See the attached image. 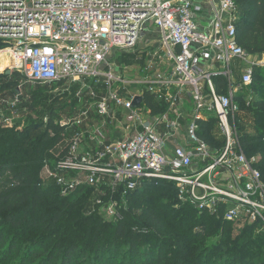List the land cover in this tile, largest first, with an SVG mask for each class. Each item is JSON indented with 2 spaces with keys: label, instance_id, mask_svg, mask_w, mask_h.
Instances as JSON below:
<instances>
[{
  "label": "built area",
  "instance_id": "obj_1",
  "mask_svg": "<svg viewBox=\"0 0 264 264\" xmlns=\"http://www.w3.org/2000/svg\"><path fill=\"white\" fill-rule=\"evenodd\" d=\"M237 19L233 0H0L2 52L15 70L31 82L55 84L58 94H69L76 85L78 103L93 90L89 81L101 83L104 93L95 101V114L113 119L122 109L131 124L122 138L100 141L92 153L80 151L85 133H75L44 161L41 175L62 195L91 188L94 211L108 220L127 210L126 197L141 181H172L181 203L211 212L223 206L224 221L251 225L264 239V181L253 166L256 157L247 158L240 147L231 91L232 61L250 56L237 44ZM149 27L157 35L148 36ZM139 46L142 51L133 52ZM116 49L135 53V60L147 53L144 71L156 77L126 80L108 63ZM215 78H223L230 90L217 91ZM251 83L252 65L240 77V85ZM133 85L144 90L136 88L128 98L121 94ZM145 93L166 109L151 113ZM182 94L191 98L186 117ZM136 96L142 100L134 108ZM87 113L80 116L85 120ZM209 120L220 145L200 136V122ZM178 138L185 142L177 143Z\"/></svg>",
  "mask_w": 264,
  "mask_h": 264
},
{
  "label": "trees",
  "instance_id": "obj_2",
  "mask_svg": "<svg viewBox=\"0 0 264 264\" xmlns=\"http://www.w3.org/2000/svg\"><path fill=\"white\" fill-rule=\"evenodd\" d=\"M233 2L238 8L237 44L249 55L264 54V0ZM47 87L42 85L33 95L32 110ZM249 88L258 92L252 103L238 94L233 99L236 126L243 153L256 157L253 166L264 181L262 67L253 68ZM6 89L0 87V93ZM143 100L151 113L163 111V103L153 95L145 93ZM241 111L256 133L246 130ZM59 120L51 109L45 124L36 119L21 130L0 124V264H253L245 250L264 246L253 226L244 225L246 237L240 248L235 246L225 231L234 223L224 221V207L211 212L181 203L172 181H141L128 193L127 210L117 220L94 211L91 188L62 195L41 175L44 161L55 157L53 149L65 139ZM200 124V136L212 146L220 145L212 134L214 120ZM259 261L264 264L261 257Z\"/></svg>",
  "mask_w": 264,
  "mask_h": 264
},
{
  "label": "rangeland",
  "instance_id": "obj_3",
  "mask_svg": "<svg viewBox=\"0 0 264 264\" xmlns=\"http://www.w3.org/2000/svg\"><path fill=\"white\" fill-rule=\"evenodd\" d=\"M152 35L153 33H148V36ZM140 48L142 47L139 46L138 49L133 50V52L135 51L136 53L137 51H142V49L139 50ZM149 48L150 46L147 45L145 51L149 52ZM0 51H2V49H0ZM135 53H129L124 50L116 49L114 53L110 57H108V63L111 64L112 67L116 68L120 73L124 74L125 79L129 81H141L150 76H153L155 78L156 76L154 72H147V70L144 71V65L148 61H150V57L146 56L147 53L142 56V60H135ZM142 54L143 53L141 52V55ZM248 60L250 61V59ZM6 62L7 60H5V63L0 67V87H8V89L0 93V109L2 113V116L0 117V124H2L3 126L14 127L19 130H21L30 121L36 119L45 124L48 119V113L52 109L54 112L60 115V120L58 123L64 129L63 135L65 139L53 149L54 154L58 153L66 146V144L70 140V137L73 136L72 134L74 133V131L77 133L84 132L83 125H77L78 127L72 125L69 128L70 122L73 123L76 119H83V122L85 121L86 123V121H88V118L84 120L85 117L80 116L82 111H88L87 117L90 114L91 118H94L96 111L95 101L98 99V96L100 94L104 93L103 85L101 83L97 85L93 80L89 81V84L94 91L90 90L85 93V105H83V107H81V104H77V99L74 96L77 90L76 85L71 86L69 94L67 93L66 95L58 94L56 91V87L52 88V86H48L47 88H45L47 90L45 94H42L41 99L35 104L36 110H32V108L30 107L32 97L42 85L29 81L23 76L21 71L15 70L11 66V63H9L8 65L6 64ZM128 68H130L129 71ZM101 80L102 78H99V81ZM136 85L128 88L130 90L136 88L137 90H139L140 87ZM141 89L144 90L143 85L141 86L140 91H142ZM183 95L185 97L187 96V94H182V96ZM186 99H189V97H186ZM155 100L158 99L155 97ZM240 116L242 118L241 120L245 122L244 124L247 128L246 123L249 122L248 115L241 111ZM55 122L57 121L55 120ZM87 129L88 128H86V130ZM247 129L249 130V128ZM217 137L221 139L220 136ZM87 145L88 143L86 141L84 146ZM228 227H230V225ZM228 227L225 228L226 233L231 234V238L234 240V243H236L235 246H239L240 248L241 240L246 237L242 233L244 225L242 223H234V225H231V228ZM213 240H216V238ZM241 249L244 251L243 248ZM244 254L246 255L247 259L253 262V264H258L260 262L259 257H261V261L264 260V246L261 247V245L259 244H254L251 247H248L247 250H245Z\"/></svg>",
  "mask_w": 264,
  "mask_h": 264
},
{
  "label": "crops",
  "instance_id": "obj_4",
  "mask_svg": "<svg viewBox=\"0 0 264 264\" xmlns=\"http://www.w3.org/2000/svg\"><path fill=\"white\" fill-rule=\"evenodd\" d=\"M202 16H203V21H207L209 20L210 16H209V11L208 9H204V11L202 12ZM150 32H152L154 35L150 36V37H154L158 31L155 27H149ZM249 60L247 61H242V60H233L232 61V65H231V69H232V84H231V88H232V92L234 97L238 94L242 96V99L248 104V103H252L255 99H257L258 97V92L254 93L250 90L249 86H242L240 85V77L242 75V73L247 69V67H249L250 65H252V75H253V68L254 67H262L264 69V62L262 64L261 61H264V54H253L249 56ZM130 70V68H128V71ZM214 83L215 86L217 88V91L219 92H224L227 90V92L230 90V88L228 87V84L224 83V79L223 78H215L214 79ZM220 87V88H219ZM135 89H132L129 91V89H124L121 94L125 97H130V92L133 91ZM236 94V95H235ZM189 100H191V98H189ZM159 101V100H157ZM183 103V107H182V113L183 116H188V109L191 107V101H188L187 99H183L182 101ZM78 104V102H77ZM81 104L83 107V105H85L84 103V98H82L81 102L79 103ZM164 105V104H163ZM166 109V105H164L163 111ZM207 116H212V115H207ZM88 118V119H87ZM86 119L88 121L82 122L80 125H83V130L84 132L81 133H85V139H83V143L80 145V151L81 152H94L96 149H98L99 145L98 142L102 141L104 143H109L113 140H118L120 138H122L126 133H128L130 131L131 128V124H129L126 121V117H125V112L122 109H117L115 111V116L113 119L107 118V117H99L97 114H95L94 118L90 116V114L88 115ZM146 121H149L148 119ZM87 124V125H86ZM247 124V128H249V130L246 128V130L252 134L256 133V129L253 127V123L252 121H249L246 123ZM69 128L72 126V124H69ZM73 126L78 127L77 125H75L73 123ZM86 128H88L86 130ZM162 129V127H160ZM75 132L72 134L74 135ZM72 137V136H71ZM70 137V138H71ZM87 141L88 145L84 146L85 142ZM177 143L179 144H183L185 142L184 138L181 139H177L176 140ZM173 141H169V144L174 145V143H176ZM54 153V152H53Z\"/></svg>",
  "mask_w": 264,
  "mask_h": 264
},
{
  "label": "bare ground",
  "instance_id": "obj_5",
  "mask_svg": "<svg viewBox=\"0 0 264 264\" xmlns=\"http://www.w3.org/2000/svg\"><path fill=\"white\" fill-rule=\"evenodd\" d=\"M5 60H7L6 64L9 65L10 61L8 57L5 55L4 52L0 51V67L5 63Z\"/></svg>",
  "mask_w": 264,
  "mask_h": 264
},
{
  "label": "water",
  "instance_id": "obj_6",
  "mask_svg": "<svg viewBox=\"0 0 264 264\" xmlns=\"http://www.w3.org/2000/svg\"><path fill=\"white\" fill-rule=\"evenodd\" d=\"M142 97L141 96H136L134 97L133 101H132V107L137 108L139 107L140 103H141Z\"/></svg>",
  "mask_w": 264,
  "mask_h": 264
}]
</instances>
